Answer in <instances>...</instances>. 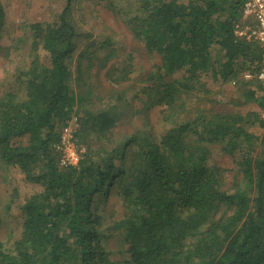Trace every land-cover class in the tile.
Segmentation results:
<instances>
[{"label":"trees","instance_id":"16d2710c","mask_svg":"<svg viewBox=\"0 0 264 264\" xmlns=\"http://www.w3.org/2000/svg\"><path fill=\"white\" fill-rule=\"evenodd\" d=\"M50 1L65 7L56 21L21 27L27 62L0 97V163L41 188L23 206L20 237L0 241V264H116L105 245L112 229L124 237L127 264H264V89L239 79L257 73L264 48L234 36L246 0H137L123 23L160 65L140 76V90L131 72L107 76V95L92 78L104 62L96 44L80 49L74 0ZM6 25L0 0V38ZM207 75L236 81L234 107L259 111L218 110ZM128 91L169 130L115 133ZM73 117L84 152L64 168L54 145ZM215 148L233 160L230 181ZM113 192L126 213L107 228L99 206Z\"/></svg>","mask_w":264,"mask_h":264},{"label":"rangeland","instance_id":"374dc122","mask_svg":"<svg viewBox=\"0 0 264 264\" xmlns=\"http://www.w3.org/2000/svg\"><path fill=\"white\" fill-rule=\"evenodd\" d=\"M1 2L6 11L7 25L0 38V97L5 90H8L16 68L27 62L29 46L27 47L24 40L28 33L26 30L21 31V27L36 22L56 21L65 7L64 1L1 0ZM136 2L137 0H74L72 18L80 30L79 33L85 35L81 39L80 49L96 44L94 48L97 55L104 60L94 65V71H99V74L95 72L92 77L97 92L101 95H107L110 92L106 83L107 76H110L112 81L119 79V76L126 71L131 72V82L135 83L132 89L136 90L137 86H140V82H136L140 76H147L157 65H160L159 58L151 56L123 23L125 11H134L133 5ZM77 56L79 53L74 57V67L78 62ZM82 63L83 69L86 70L87 62ZM242 74L239 79L242 78ZM202 81L207 90L212 92L208 101L212 102L218 110L226 112L239 110L234 107V103L240 97V89L222 80L216 83L211 75L203 76ZM134 95L133 91H128L125 95L128 109L116 124L114 132L132 134L135 130L147 128L160 136L169 130L170 127L161 122L159 111L153 108L145 111L142 102L139 98H134ZM240 110L259 111L255 106ZM254 132L261 134L262 130L255 129ZM76 149L79 153L84 152L80 145ZM213 150L214 163L220 166L226 180L230 181L235 171L233 160L221 154L216 148ZM40 191V187L29 183L19 171L8 170L0 163V241L11 245L20 237L24 221L23 206L29 197ZM101 212L106 218L107 228L119 225L126 213L124 204L115 192L104 206L103 204L99 206V213ZM123 239L119 230L112 229L106 233L105 245L111 251L112 259L116 264H127L128 257L123 253L125 252Z\"/></svg>","mask_w":264,"mask_h":264},{"label":"built area","instance_id":"2783aa9c","mask_svg":"<svg viewBox=\"0 0 264 264\" xmlns=\"http://www.w3.org/2000/svg\"><path fill=\"white\" fill-rule=\"evenodd\" d=\"M234 36L238 40L255 42L264 48V0H246L243 7V17L241 23L234 29ZM242 79L251 81L257 79L264 89V54L257 73L245 71ZM236 85V81L232 82ZM79 122L77 117H73L71 122L63 128L60 140L54 145V150L61 154V167H76L80 160V154L76 149V134Z\"/></svg>","mask_w":264,"mask_h":264}]
</instances>
